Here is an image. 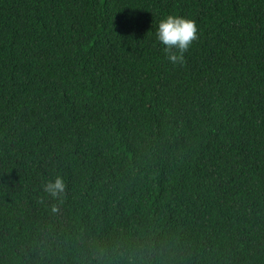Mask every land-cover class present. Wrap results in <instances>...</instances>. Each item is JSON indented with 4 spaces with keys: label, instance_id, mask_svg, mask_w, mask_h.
Masks as SVG:
<instances>
[{
    "label": "trees",
    "instance_id": "trees-1",
    "mask_svg": "<svg viewBox=\"0 0 264 264\" xmlns=\"http://www.w3.org/2000/svg\"><path fill=\"white\" fill-rule=\"evenodd\" d=\"M0 264H264V0H0Z\"/></svg>",
    "mask_w": 264,
    "mask_h": 264
}]
</instances>
